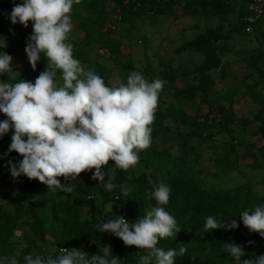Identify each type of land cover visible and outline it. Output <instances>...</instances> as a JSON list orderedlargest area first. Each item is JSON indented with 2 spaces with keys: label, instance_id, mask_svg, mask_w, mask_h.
<instances>
[{
  "label": "rangeland",
  "instance_id": "1",
  "mask_svg": "<svg viewBox=\"0 0 264 264\" xmlns=\"http://www.w3.org/2000/svg\"><path fill=\"white\" fill-rule=\"evenodd\" d=\"M4 1L6 0H0ZM89 1L81 0V12L72 19L73 28L69 42L74 46V58L93 71L97 65L109 68L111 74L108 81L111 86L125 83L132 71L140 72L148 81L159 78L164 83L155 120L151 125L157 126L159 130L151 134V146L139 153L138 164L128 170L136 177L144 174L156 181L175 180L180 184L189 183L204 194L243 186L242 197L246 190L256 195H264V161L258 154V148L264 143V139L257 134L259 123L254 115L258 110V102L252 97L256 95L264 100V57L258 63L259 72L251 69L246 62L250 56L261 53L264 55V17L252 26V31H245L251 17L250 0H228L235 10L233 13L221 15H212L200 11L201 9L189 13L185 9L187 0H172L169 7L162 4V14L130 16L128 20H124L123 16L117 20L113 5L107 0H97L96 9L84 7ZM217 27L221 28L225 37L220 43H224L228 50L225 54H220L221 69L218 67L209 72L213 77L211 95L237 89L232 100L234 114L236 118L247 121L243 125L230 123L227 130L221 133L216 131L218 120L215 119V113L198 94L192 100H185L174 91L196 87L198 74L193 69L200 66L205 52L203 49L194 48L195 42L199 35L207 34ZM15 32L11 30L8 34H3L0 45L8 44ZM107 36L117 42L116 59L100 45L99 39ZM46 64V58L41 56L34 70L27 54L18 53L11 61L13 69L20 73L17 74V80L23 78L32 82L45 70ZM161 70H173L175 79H163L159 73ZM0 80L7 82V76L0 75ZM170 106L183 110L190 116V120L198 124H191L190 121L179 123L164 118L163 115ZM12 134L10 130L4 136L7 149ZM227 158L237 161L235 169L226 165ZM104 170L108 172L105 182L111 180L117 185L123 183L124 178L120 176L123 170L117 168L112 161L104 166ZM94 171L95 169L89 171V179L77 178L72 181L76 188L71 194L49 190L47 185L23 175L17 179L0 176V205L14 217L11 233L7 237L12 250L7 256L19 252L17 259L23 264L24 256L29 253L55 256L59 254L61 247L66 248L57 235L59 222L55 223V228H46L32 211L33 206L29 207L28 201L23 198L31 191L33 193L30 197L34 204L49 194L57 193L58 200L65 199L80 205L79 219L88 222L90 228L101 223L99 216L95 215L97 210L111 213L115 218L123 215L133 222L152 207L146 199L132 196H121L117 200L116 197L120 194L118 188L112 192L104 190L102 183L91 178ZM89 194H93V201L87 199ZM4 195L18 197L20 204L9 202ZM65 228L70 230L71 226ZM109 237L118 238L110 233ZM92 244L90 241L88 245ZM78 249L89 256L100 254L96 245L92 249L81 245ZM124 249L134 260L147 254L146 250L138 249L134 245L125 246Z\"/></svg>",
  "mask_w": 264,
  "mask_h": 264
},
{
  "label": "clouds",
  "instance_id": "2",
  "mask_svg": "<svg viewBox=\"0 0 264 264\" xmlns=\"http://www.w3.org/2000/svg\"><path fill=\"white\" fill-rule=\"evenodd\" d=\"M81 0H22L14 6L8 19L12 24L33 31L27 37L25 52L35 70L44 56L46 68L34 82L17 80L18 71L11 65L12 56L0 46V138L12 130L11 143L5 156L15 151L22 156L18 162L7 161L13 179L21 175L36 179L48 186L71 194L81 172L92 171V179L103 184L106 191L119 188L120 197L129 198L132 187L106 181L104 166L112 161L123 171L134 168L139 153L152 144V127L158 100L164 83L159 78L148 81L132 71L125 83L108 86L95 71L88 69L73 55L69 42L73 28L71 12ZM59 73V76H58ZM20 74V73H19ZM63 177L66 183H61ZM130 179V178H129ZM171 188L163 181L152 183L146 193L153 206L142 217L130 222L123 215L95 225L105 234L120 238L126 246L147 251L135 264H176V258L186 254L183 246L167 250L158 247L160 240L176 237L181 231L177 219L165 210ZM243 225L250 232L264 238V203L240 214ZM236 220L230 223L216 216H208L203 232L214 229H235ZM249 243H252L249 241ZM224 250L233 264H264V254L245 259L243 246L225 243ZM102 254L89 256L77 249L61 247L59 254L29 253L23 264H124V259L113 255L110 245L100 247ZM19 252L13 256H0V264H20Z\"/></svg>",
  "mask_w": 264,
  "mask_h": 264
},
{
  "label": "trees",
  "instance_id": "3",
  "mask_svg": "<svg viewBox=\"0 0 264 264\" xmlns=\"http://www.w3.org/2000/svg\"><path fill=\"white\" fill-rule=\"evenodd\" d=\"M112 5L121 7V13L124 20H128L130 16H139L143 14L156 13L162 14V4L171 6L172 0H135L137 4L133 9V5L128 6L124 4V0H107ZM165 1V2H163ZM16 4L22 3V0H6L0 2V37L3 34H8L11 30H15V36L6 44L2 51L11 55L15 54L25 55V47L27 37L32 33L33 27L31 21L28 27L17 23L12 24L8 16L12 8ZM107 3V2H106ZM97 0H90L86 8H98ZM83 7V8H84ZM185 9L189 13H194L196 10L209 12L212 15L230 14L235 8L228 0H187L185 2ZM81 12L80 4H74L71 12V18L74 19ZM264 17V15H263ZM262 17L257 21L259 22ZM255 22V23H257ZM253 23L252 25H254ZM227 37V35H226ZM225 38L222 35L221 28L217 27L215 30L199 35L195 42L194 48L203 49L205 52L204 60L193 69L198 74V81L195 88L185 87L183 89L174 90L177 96H181L185 100H192L198 94V97L207 103V106L215 113V119L218 120L217 132L227 130L228 124L234 123L243 125L247 121L236 118L232 107V100L237 93V89L228 91H221L215 95H211V86L213 85V77L210 71L222 66L220 54L227 52V47L220 40ZM100 45L106 49L114 59L117 58V42L110 37H101ZM2 46V45H0ZM264 55L256 54L246 59L248 66L258 72V63L263 59ZM128 68L131 66L128 65ZM95 72L100 75L105 84L111 86L108 79L110 77V69L102 65H97ZM160 75L163 79L173 81L175 79V72L173 70H161ZM264 74V72H262ZM254 100L258 102V110L254 115V119L258 121L257 134L264 139V100L260 96L252 95ZM227 104H225V102ZM164 118H170L179 123L198 124L194 120H190V116L181 109L170 106L168 111L163 115ZM5 115L0 113V120L5 119ZM154 134L159 128L155 125L151 126ZM7 146L4 142V137L0 138V176L10 178L7 161L12 160L13 163L22 159V156L16 152H7ZM259 157L264 161V143L258 148ZM226 165L230 169L237 167V161L233 162L229 158L226 159ZM89 171L81 172L79 178L89 179ZM124 178L123 183L133 188L130 197L138 199H146L153 207L156 206L155 200L147 198L146 193L151 190L152 183L158 182L149 179L146 175L140 174L134 176L130 171H123L120 175ZM130 178V179H129ZM61 183H66L63 177L58 178ZM190 182V179H188ZM262 181H264V162ZM171 188L169 203L164 206L165 210L173 215L182 228L177 233L176 237H169L159 241L158 247L165 250L169 248H178L183 246L187 252L182 257L176 258V264H233L230 255L224 250L225 243H237L244 247L248 254L244 258H254L264 254V238L260 237L258 233L250 232L249 229L243 225L240 213L245 210L252 209L260 203H264V195H256L246 190L242 197V187L234 186L229 189L212 191L209 194H204L195 190L192 184H180L175 180L164 182ZM119 184V185H120ZM117 191H120L119 188ZM33 193V191H31ZM24 195L23 198L28 201L29 207L33 206L32 211L39 217L40 222L46 228L54 227L55 223L59 222L57 228V235L61 238V243L66 245V249L79 248L81 245L88 246L89 249L110 245L113 255L124 259V264H135V261L124 247L126 246L120 238L110 239L109 233L100 232L96 227H89V223L81 221L80 212L81 206L75 205L67 200H58V194H49L44 197L39 203L34 204L30 195ZM8 201L14 204H20V200L15 196H6ZM92 196V198H89ZM87 199L94 200L93 194H89ZM100 222H105L110 219H115L112 214H106L102 210H97L96 214ZM216 216L225 221L236 220L238 227L235 229H214L211 232L204 233L203 227L208 216ZM14 217L0 205V256H7L11 250L12 245L7 242L8 234L11 233V227ZM71 226L70 230H66V226ZM77 226V227H76ZM92 245H88L89 242ZM251 241L252 243H249ZM100 254H102L100 252Z\"/></svg>",
  "mask_w": 264,
  "mask_h": 264
},
{
  "label": "built area",
  "instance_id": "4",
  "mask_svg": "<svg viewBox=\"0 0 264 264\" xmlns=\"http://www.w3.org/2000/svg\"><path fill=\"white\" fill-rule=\"evenodd\" d=\"M135 0H124V4H127L128 6L133 5V9L136 8L137 4H135ZM115 12V16L117 20H120L122 17L121 13V7L117 5H113L112 8ZM250 10H251V17L248 19V25L245 28L246 32L252 31V24L257 22L263 15H264V0H250ZM89 198H92V196H89ZM60 250V249H59Z\"/></svg>",
  "mask_w": 264,
  "mask_h": 264
}]
</instances>
